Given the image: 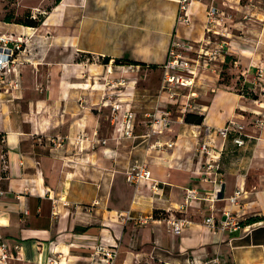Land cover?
<instances>
[{
    "label": "crops",
    "instance_id": "obj_1",
    "mask_svg": "<svg viewBox=\"0 0 264 264\" xmlns=\"http://www.w3.org/2000/svg\"><path fill=\"white\" fill-rule=\"evenodd\" d=\"M193 1L184 26L175 21L178 0H0V37L20 39L24 48L16 57L19 91L0 89V243L11 256L6 264H82L93 247L117 245L115 264H205L214 256L222 264H264V123L260 130L252 126L257 118L264 121V107L234 89L257 93L264 85L255 86L252 78L264 59V14L255 10L259 23L230 31L226 56L213 66H227L228 83L220 84L217 72L198 69L190 90L172 88L170 99L160 91V66L173 35L192 57L207 7L222 1L240 9L241 0ZM23 14L40 17V24L21 25L16 19ZM108 78L129 84L110 91L104 87ZM107 99L131 108L133 138L119 137ZM155 110H168L173 123L146 139L145 115ZM186 114L201 116V122L184 121ZM230 120L244 125L246 141L241 148L224 145L214 210L204 204L178 213L184 189L205 187L196 172L197 143L206 128ZM77 137L85 138L80 151ZM156 139L173 147L150 149ZM223 144L216 137L214 150ZM141 163L156 192L149 181H125L124 172ZM236 189L242 195L230 205ZM223 211L243 219V227L221 231L204 224L210 215L221 219ZM128 214L132 220H125ZM138 216L151 220L138 225ZM176 218L190 224L170 227L168 220ZM250 218L255 221L245 223Z\"/></svg>",
    "mask_w": 264,
    "mask_h": 264
},
{
    "label": "built area",
    "instance_id": "obj_2",
    "mask_svg": "<svg viewBox=\"0 0 264 264\" xmlns=\"http://www.w3.org/2000/svg\"><path fill=\"white\" fill-rule=\"evenodd\" d=\"M200 1V0H198ZM193 0H178V9L176 13L177 25H188L191 15V7ZM198 50L192 57L186 55V48L183 42L178 40L174 35L170 40L165 62L160 66L161 69V85L160 91H166L170 99L174 98L172 88L182 87L190 88L193 86L195 74L198 69L210 70L218 73L219 70L213 68L214 64L223 61L226 56L228 47L229 34L227 28L223 24V12L216 6L209 5L207 7L204 23V31ZM23 42L20 39L5 40L0 37V89L4 93L8 91H19V73L16 70V57L23 51ZM234 66L236 63H233ZM137 67V66H136ZM138 68V67H137ZM13 74V79L6 80L5 75ZM253 84L256 86L264 80V59L258 61L254 67ZM128 82L123 78H108L104 81V87L110 91H116L122 87L128 86ZM261 85V84H260ZM10 94V93H9ZM257 97L251 99L256 107H264V85L258 86ZM194 93L188 92L187 98H192ZM18 98V94L14 95ZM109 104V118L113 125L118 123L117 131L119 137L133 138V112L131 108L120 101L109 100L104 101ZM173 123L170 112L167 110H155L145 115V133L144 137L149 139L153 136L162 135ZM263 119L257 118L253 121L252 126L260 130L263 126ZM245 127L239 122L230 120L222 128L205 129V136L197 143L194 151V159L197 164L196 172L199 181L205 187L186 188L183 190L182 201L177 206L178 213H184L189 207L201 208L207 204L208 211L214 210L216 202V187L223 184L222 173L220 172L221 152L225 148V143L229 139L230 143L236 148L244 146L246 141ZM222 137L224 144L220 151L214 150L215 138ZM85 139V138H84ZM81 137L76 138L77 149L81 150V143L84 140ZM104 143V141H98ZM173 147L172 142H161L156 139L149 145L150 149L164 152ZM125 181L128 184L137 185L142 181L151 182L150 191L156 192L157 186L151 180V173L144 163L132 166L125 172ZM1 193V192H0ZM242 192L236 189L228 198L230 205H236ZM222 218L216 220L213 216H208L204 220V224L213 229L221 231H235L243 224V219L238 218L230 211H223ZM125 220H132L128 214ZM151 217L138 216L134 219L136 224L143 225ZM168 225L174 228H182L184 225L190 224L183 218L169 219ZM243 227V226H242ZM18 250V247L14 248ZM118 257V245L114 247L95 246L88 254V259L82 264H115ZM11 256L8 248L4 243H0V264H6ZM50 264L55 262L50 260ZM205 264H222L218 256L209 259Z\"/></svg>",
    "mask_w": 264,
    "mask_h": 264
},
{
    "label": "rangeland",
    "instance_id": "obj_3",
    "mask_svg": "<svg viewBox=\"0 0 264 264\" xmlns=\"http://www.w3.org/2000/svg\"><path fill=\"white\" fill-rule=\"evenodd\" d=\"M219 3L220 7H216L221 12H223V24L227 28L228 34L230 33V31H237L238 29L236 28V26L241 23L248 25L253 24L256 21L259 23L260 18H255L253 15L255 10H260L259 12H262L264 14V0H241L237 3L240 5V9L230 6L228 4L229 2H226V5H224L222 1H220ZM25 17V14L21 15L20 20L25 19ZM36 18L40 17L36 16ZM260 22L264 25L263 19L260 20ZM219 76L220 84L229 82L231 75L229 74L227 66H225L224 68L221 67V69H219ZM123 88L124 87H122L121 89Z\"/></svg>",
    "mask_w": 264,
    "mask_h": 264
},
{
    "label": "trees",
    "instance_id": "obj_4",
    "mask_svg": "<svg viewBox=\"0 0 264 264\" xmlns=\"http://www.w3.org/2000/svg\"><path fill=\"white\" fill-rule=\"evenodd\" d=\"M56 1H58V0H56ZM25 15H26L25 19L20 20V18H18V19H16V21H18L21 25L27 26V27H37L40 24V22H41L40 18L32 19L30 14H25ZM123 63H125V62H123ZM125 64H128V63H125ZM224 66H226V65H224ZM224 66H223V68H224ZM234 89L238 93L243 95L244 97L251 98V99H255L257 97L255 92L252 89L247 88L246 86H238V85H236V87ZM191 116L192 115H190V114H186L185 117H184V121H187V122H191L192 121V122H195V123H200L201 122V119H202L201 116H192V117ZM226 142L230 143L229 139ZM220 172H221V167H220ZM254 219H252V218L247 219L245 221V223H252V222L255 221Z\"/></svg>",
    "mask_w": 264,
    "mask_h": 264
},
{
    "label": "water",
    "instance_id": "obj_5",
    "mask_svg": "<svg viewBox=\"0 0 264 264\" xmlns=\"http://www.w3.org/2000/svg\"><path fill=\"white\" fill-rule=\"evenodd\" d=\"M104 63L107 64V59L104 60Z\"/></svg>",
    "mask_w": 264,
    "mask_h": 264
}]
</instances>
